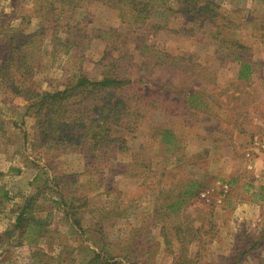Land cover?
Returning a JSON list of instances; mask_svg holds the SVG:
<instances>
[{
  "label": "rangeland",
  "instance_id": "obj_1",
  "mask_svg": "<svg viewBox=\"0 0 264 264\" xmlns=\"http://www.w3.org/2000/svg\"><path fill=\"white\" fill-rule=\"evenodd\" d=\"M140 1L144 21L131 0H0V72L13 47L31 60L0 76V213L18 216L33 198L30 226L0 250V264H90L98 249L126 253L121 264H215L212 242L233 244L240 264L264 261V0ZM232 42L256 64L253 84L235 97L223 93L234 92L238 76ZM185 60L197 68L181 74ZM113 63L143 80L129 150L115 158L88 144L64 151L60 134L42 143L30 95L64 90L80 72L101 80ZM203 68L211 84L195 76ZM190 92L198 96L191 105ZM85 103L86 111L95 104ZM158 128L172 131L169 144ZM187 189L200 194L172 213Z\"/></svg>",
  "mask_w": 264,
  "mask_h": 264
},
{
  "label": "trees",
  "instance_id": "obj_2",
  "mask_svg": "<svg viewBox=\"0 0 264 264\" xmlns=\"http://www.w3.org/2000/svg\"><path fill=\"white\" fill-rule=\"evenodd\" d=\"M131 1L136 3L134 6V9L138 13V16L135 15L136 18H140L141 21L146 20L147 16H143L144 12L146 11V8H144L145 4H143V2L140 0ZM206 7H209V3L206 5ZM75 29V27H70L68 30H73L74 32ZM76 30L79 31L78 28ZM112 32L115 34L117 33L116 30L112 29L110 30V35ZM72 35L75 34L73 33ZM115 36L119 37L120 34L117 33ZM65 43L72 44V46L75 45V42L71 43L70 39H67ZM232 45H235V47L239 49L238 51L240 53L238 57L233 59L239 64L238 76L237 81L234 84V92L230 93V91L227 90L223 93L235 97L233 94L244 93L246 87L253 84V77L256 72L254 68L256 64L247 57H243V52L249 51L247 47L236 42H232ZM20 49L22 48H12V51L10 52L11 56L6 58L2 63V66L5 67L4 69H6V72H0V76L7 78L10 77L11 74L7 71V69L12 67L13 63H16V65L19 64L20 67L26 66L29 68L30 62L28 61L31 60L30 56L27 55L26 52L19 54L20 56H15V53H19ZM113 49L117 51L121 50L119 46H113ZM166 57L168 56H165V60H167ZM178 58L179 57H172L171 61L169 62L170 66ZM185 61H187V63L191 62L190 60ZM193 67L197 68V65L192 64L191 66V64L188 63L184 72H181V74H185L186 71H191ZM175 68L176 67L172 68V70H175ZM179 68L183 69L181 66ZM110 69L111 71L106 73L105 77L98 81L92 80L87 74L80 72L75 76V80L72 81V83H70V85L64 90L57 91L56 93L42 94L34 92L32 95H30L31 97L29 101L32 104L29 107V111L33 113L34 118L37 121V125L41 130L40 138L42 143H44L46 139L45 137L53 134L55 137H60L61 135L59 143L63 144L64 151L69 145L85 148V145L88 144V149L90 152L98 153L102 152V150H107L109 151V156L111 158H115L118 152L129 150L125 134L126 132L130 131L134 132L137 126L136 119L139 117V115H137L136 111L134 110V104L136 105V101L143 103L146 99V97H142V91L137 90L139 85L143 83V80L138 78L132 80L131 77H127V66L120 65L119 63H113ZM176 70L179 71L178 68H176ZM203 70L205 72L208 71L206 68H203L197 74H195V76L202 78L205 82L209 81L208 83L211 84L212 79L214 80L215 77L211 76L210 74H208L209 76L202 75L201 71ZM133 86L135 91L133 92V95L129 98L127 97V99L123 93L128 91L129 88L133 89ZM22 93H25V91H22ZM96 95H99L100 97ZM187 95L188 103H190L189 105H191V101L193 99L198 97L197 93L192 92L187 93ZM94 96L96 98H93ZM89 100L94 101L95 104L90 111H86L85 108L90 109L89 106L84 107L86 104L85 102ZM157 132L161 134L162 137L160 141L163 144L170 143L172 131L158 128ZM128 175L131 177L136 176V174L133 172ZM193 186L196 185H191V187ZM199 194L200 191L195 192L187 189L185 192L179 195L180 197L177 201H175V203H172L169 206V209L172 210V213L180 212L183 209L184 202H186L188 198H193L196 195L199 196ZM32 200L33 198L21 208L16 220L15 229H20L23 233L25 232V228L30 226V224H28L26 214ZM72 211L75 212L74 210ZM66 217L70 219L74 226L79 227L82 235L83 229L80 226L81 221L78 218L70 217L68 211L66 212ZM121 217L124 218L123 215ZM32 221V226H39L41 224L40 221H34L33 219ZM130 239L131 241H134L132 237ZM118 246H120V243ZM127 246L128 245L121 247L120 251L125 252V248ZM98 250L99 251H92L94 258H92L90 264H121L120 261H116L115 259L120 255L122 256L123 253L112 256L104 249L103 251H100V249ZM245 254L246 252L244 255ZM122 257H125L128 260V255H126V253Z\"/></svg>",
  "mask_w": 264,
  "mask_h": 264
},
{
  "label": "crops",
  "instance_id": "obj_3",
  "mask_svg": "<svg viewBox=\"0 0 264 264\" xmlns=\"http://www.w3.org/2000/svg\"><path fill=\"white\" fill-rule=\"evenodd\" d=\"M263 164H264V156H262L261 159L259 160L258 166L261 165V167L264 168ZM261 170H263V169H261ZM260 185H261V189H264V183H260ZM261 206L264 207V205H262V204H261ZM17 217L18 216H16V215L14 216V215H11L8 213H3V212L0 213V248H1L0 250H5L9 246L8 241L10 239H12V238L15 239V238H17L23 234V232L20 229H15ZM239 219H240V222L242 220H244V222H245L247 220V217H246V219H244L243 216L238 215V220ZM259 220H260V216L258 215L256 217V219H254V223H255L254 226L258 225L257 221H259ZM249 222L250 221H248V222L246 221V223H249ZM223 231H224V229L222 228L218 235H220L221 232H223ZM233 235L236 237V236H238V233H233L232 237H233ZM154 236L156 238H158V234L154 233ZM195 250L196 251L194 252V254L197 255L199 252V247H196ZM208 250L214 254L215 258H216V256L219 257L218 261H216L215 264L216 263H218V264H240L241 263L239 260H232L231 253H232V251H234V245L233 244L231 245L228 242H225V243L224 242H222V243L212 242L209 245ZM260 261H262V260H258L255 263L251 262L250 264H259ZM262 262H264V261H262Z\"/></svg>",
  "mask_w": 264,
  "mask_h": 264
},
{
  "label": "built area",
  "instance_id": "obj_4",
  "mask_svg": "<svg viewBox=\"0 0 264 264\" xmlns=\"http://www.w3.org/2000/svg\"><path fill=\"white\" fill-rule=\"evenodd\" d=\"M262 148L264 149V145L262 146Z\"/></svg>",
  "mask_w": 264,
  "mask_h": 264
}]
</instances>
